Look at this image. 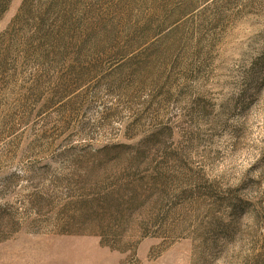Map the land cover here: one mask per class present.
Wrapping results in <instances>:
<instances>
[{
  "label": "rangeland",
  "instance_id": "374dc122",
  "mask_svg": "<svg viewBox=\"0 0 264 264\" xmlns=\"http://www.w3.org/2000/svg\"><path fill=\"white\" fill-rule=\"evenodd\" d=\"M23 1L0 264H264V0Z\"/></svg>",
  "mask_w": 264,
  "mask_h": 264
},
{
  "label": "trees",
  "instance_id": "16d2710c",
  "mask_svg": "<svg viewBox=\"0 0 264 264\" xmlns=\"http://www.w3.org/2000/svg\"><path fill=\"white\" fill-rule=\"evenodd\" d=\"M10 1L11 0H0V18L7 11ZM27 2H28V0H24L23 1V4L21 6V10L24 9V7H25ZM15 21H16V19H15Z\"/></svg>",
  "mask_w": 264,
  "mask_h": 264
}]
</instances>
